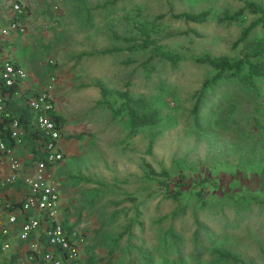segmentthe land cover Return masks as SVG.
Returning <instances> with one entry per match:
<instances>
[{"label": "rangeland", "instance_id": "obj_1", "mask_svg": "<svg viewBox=\"0 0 264 264\" xmlns=\"http://www.w3.org/2000/svg\"><path fill=\"white\" fill-rule=\"evenodd\" d=\"M246 3L264 8V0H27V33L48 38L40 78L55 53L67 56L66 76L77 59L78 77L89 82L85 92L72 89L58 98L82 126L76 142L82 147L66 166L79 201L67 209L83 232L98 235L94 247L120 246L128 237L131 248H146L150 264H214V251L264 264V80L253 90L221 81L205 90L196 122L193 114L196 95L213 74L196 60L237 59L264 42V15L245 10L238 21L224 19ZM183 13L206 18H173ZM260 18L239 42L242 30ZM143 29L153 43L147 47ZM154 47L181 59L171 64ZM111 49L117 51L103 53ZM33 50L24 49L30 70ZM122 92L147 101L160 124L131 131L126 114L114 113ZM181 176L182 197L166 200ZM174 211L179 214L173 218ZM130 220L138 222L133 238L125 233Z\"/></svg>", "mask_w": 264, "mask_h": 264}, {"label": "crops", "instance_id": "obj_2", "mask_svg": "<svg viewBox=\"0 0 264 264\" xmlns=\"http://www.w3.org/2000/svg\"><path fill=\"white\" fill-rule=\"evenodd\" d=\"M15 2H22L26 10L19 18L14 16L12 12V6ZM27 0H0V32L2 29L7 28L8 24L15 19H18L20 24L26 25L28 6ZM28 24V23H27ZM30 26V25H28ZM38 35V34H37ZM36 34L29 33H10L8 37H3L0 33V64L3 62H10L15 66L22 68L27 78L19 87L20 97H17V104L22 106V102L29 97L41 92L47 85L50 78L55 76V86L53 88L54 98V111L53 115L59 117L63 121L62 135L59 140V147L63 153V161L51 170L52 177L58 185L60 193V215L62 225L67 231L76 230L86 237V245L81 248L80 256L82 264H150L151 260L148 259L146 254V248H131L127 239L122 240L120 246H109V248L97 247L95 242L98 241V235L94 237V230L86 228L83 232L78 225L77 220L73 218V211L67 209L69 204H74L79 201V196L73 194V187L76 184L67 183L71 178L72 169L67 168V164L77 155L78 150L82 147L78 143L82 139L79 134L82 133L81 125L75 121V118H71L67 112L63 111V102H60L58 98L61 94L67 95V92L72 89H77L79 92H85L90 87H84L89 82H82V78H79V72L77 69L79 65L76 63L77 59H74L73 64L68 68L70 75L66 76L67 56L64 54L52 53V56L47 57V75L40 78L42 73V60L43 55L42 48L47 46L48 38H44V41L37 39ZM44 42V46L42 44ZM31 47L34 48V69H29V60L27 61L24 54V49ZM53 49V48H52ZM52 49H50L52 51ZM20 53V55L18 54ZM27 55V54H26ZM29 55V54H28ZM70 60V58H69ZM32 71L38 72L33 75ZM99 85V84H98ZM74 121V122H73ZM76 122V123H75ZM25 136V133H24ZM23 136V137H24ZM25 138V137H24ZM23 138L22 145L15 146L14 153L22 162V173L28 174L31 172L33 165V156L30 149L26 146V140ZM9 174L6 164L0 166V180L5 178ZM70 177V178H69ZM74 183V182H73ZM71 185H73L71 187ZM26 194V187L23 185L20 179H17L11 185L0 187V199L2 201L11 202L13 204L12 211L17 217V221L14 225L10 226L11 234L7 238L10 248L8 251H1V243L3 239L0 236V264H28L26 256L28 253L27 243L20 241L19 232L21 225L24 221V217L20 211L19 205L21 200ZM67 212V213H66ZM0 214L5 219L6 212L0 209ZM81 230V231H80ZM122 234V232H120ZM118 234V235H120ZM91 236V238L89 237ZM92 239V240H91ZM32 240L42 245L43 252H56L53 248H49L45 244V238L43 230L39 229L33 236ZM103 244L101 247H104ZM140 254H144L145 258H141ZM140 255V256H139Z\"/></svg>", "mask_w": 264, "mask_h": 264}, {"label": "built area", "instance_id": "obj_3", "mask_svg": "<svg viewBox=\"0 0 264 264\" xmlns=\"http://www.w3.org/2000/svg\"><path fill=\"white\" fill-rule=\"evenodd\" d=\"M25 10L22 2L13 3L12 12L15 17L22 16ZM27 31V25L20 24L18 19H15L0 33L3 37H8L12 32L24 34ZM26 78L27 74L22 68L10 62L0 64V86L2 84L6 88H16L13 94L15 98L20 97L21 93L18 89ZM55 81V76H52L41 92L25 100V105L32 114L31 125L44 140L42 159L33 161L31 172L28 174H21L22 162L14 153L15 146L23 143L24 130L18 119L11 118L6 100L0 94V121L8 120L6 124L10 138V142H7L0 137V166L6 164L9 171V174L0 180V187L11 185L17 179H20L26 187V194L19 205L24 217L19 239L27 243L28 264H82L80 252L86 245V237L83 234L76 230L67 231L62 225L60 193L51 174V170L64 159L58 145L62 129L53 121ZM12 208L11 202L0 199V209L6 212L5 219L0 214V236L3 239L1 251L3 252L10 248L7 240L11 234L10 226L17 221ZM39 229L43 230L45 244L56 252H43L42 245L32 240V236Z\"/></svg>", "mask_w": 264, "mask_h": 264}, {"label": "trees", "instance_id": "obj_4", "mask_svg": "<svg viewBox=\"0 0 264 264\" xmlns=\"http://www.w3.org/2000/svg\"><path fill=\"white\" fill-rule=\"evenodd\" d=\"M248 10L253 14H260L261 16L264 15V8L255 4V3H246L244 9L237 11L236 13L225 16V21L233 22L238 21L241 16L243 15L244 11ZM176 20H183L185 22H192V23H202L205 21L206 14H177L173 16ZM262 23V18L259 20L251 23L248 27L242 30L240 35L239 42L244 41L249 33L259 24ZM141 35L144 36V41L142 45L146 47L152 45L153 43L149 40V35L143 29L140 31ZM115 38L117 36L113 35ZM140 48H144L140 46ZM254 53L253 54H246L237 59H229L226 57H218V58H210V57H201L197 59V63L204 64L208 66L213 74L210 78L204 80L202 83L201 89L198 91L196 95V102L193 107V114L195 115V122L197 121V113L201 104V100L204 97L205 90L210 87L217 85L219 82L224 80H233L238 85L250 88L253 90L252 86H254L255 81L259 79L264 80V42H256L253 45ZM116 49L105 50L103 53L108 54L112 52H116ZM155 54L160 56L162 59L169 61L171 64H175L180 61V56L169 53L164 51L160 47H154ZM147 67V66H146ZM148 70V69H147ZM16 88H6L1 84L0 86V94L5 98L7 109L10 113L11 118H16L20 121V124L24 130L26 140V146L32 152V156L34 160L42 159V148L44 145V140L42 135L36 131L33 126L31 125L32 114L29 112L28 108L25 105V100L22 102V106L17 104V98L13 96ZM101 96L102 98L105 97L106 90L101 87ZM256 95V93H255ZM119 97L123 99V102L117 110L114 111L115 114L119 113L122 114L123 112L126 114L130 130H138L143 128H152L160 124L161 117L159 112L156 109H152L148 102L142 98L132 99L129 96L128 92L119 93ZM106 102V100H105ZM104 102V103H105ZM108 107L110 105L106 103ZM53 121L56 123L57 127L62 129L63 121L59 117L53 118ZM8 120L0 121V137L3 140L10 142L9 138V131L7 129ZM154 143V136L151 137L148 143L147 152L150 153L152 150ZM149 175L155 176V172L152 168H148ZM162 174V173H161ZM164 177H168L166 173L163 172ZM183 177H179L177 184L178 188L171 192V189H168V194L166 195V200L173 199L177 201L182 197V193L178 190L180 187H184L182 183ZM179 214L178 211L172 212L171 216L174 218ZM136 216V215H135ZM170 216V215H169ZM168 217V215L166 216ZM138 221V217L134 218L132 221ZM129 221L128 225H126V231L130 238H133V227L138 224V222ZM168 234L170 232L168 231ZM194 238L196 239V233L194 234ZM168 249V248H163ZM161 250V248H154V251ZM216 255V259L214 260V264H222V261H232L234 263L244 264L240 262L238 259L231 256L229 253L224 251H214ZM141 258H145L144 254H140ZM139 255V256H140ZM149 259V258H148Z\"/></svg>", "mask_w": 264, "mask_h": 264}]
</instances>
